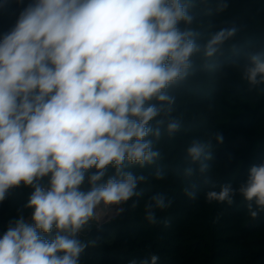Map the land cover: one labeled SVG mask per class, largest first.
Wrapping results in <instances>:
<instances>
[{"label": "clouds", "instance_id": "obj_1", "mask_svg": "<svg viewBox=\"0 0 264 264\" xmlns=\"http://www.w3.org/2000/svg\"><path fill=\"white\" fill-rule=\"evenodd\" d=\"M192 20L181 0H34L0 37V203L9 189H32L23 205L30 218L21 209L0 235V264H79L88 244L78 234L101 202L122 205L141 195L137 186L146 178L126 171L125 162L144 167L159 157L147 138L160 137L149 122L162 105L149 102L171 103L164 90L188 74L200 46L178 25ZM236 31L215 33L205 56ZM250 61L249 84H264V59L252 54ZM179 129L175 120L167 125L169 135ZM223 139L218 131L217 143ZM208 147L194 139L186 150L201 173L212 158ZM193 189H184L190 198ZM237 194L251 217L264 211V163L251 165L238 187L222 185L206 200L231 205ZM150 200L145 218L156 223L153 206L171 202L163 194ZM158 260L151 255L141 264Z\"/></svg>", "mask_w": 264, "mask_h": 264}, {"label": "trees", "instance_id": "obj_2", "mask_svg": "<svg viewBox=\"0 0 264 264\" xmlns=\"http://www.w3.org/2000/svg\"><path fill=\"white\" fill-rule=\"evenodd\" d=\"M34 0H0V37L15 24L19 13ZM193 17L191 24L181 21V30L190 29L200 46L191 56L188 74L164 91L172 102L153 98L149 103L161 107L149 122L160 129L153 140L159 157L144 167L128 165L125 170L146 179L138 183L141 193L121 205L124 209L108 222L86 226L78 238L88 244L79 264H129L157 255V264H264V211L250 216L247 202L237 194L234 202L209 203L206 193L221 186L238 187L253 164L264 163V84L253 86L245 77L251 67L250 56L264 59V0H181ZM227 4L220 11L219 7ZM236 28L213 57H206L204 46L221 29ZM177 121L180 129L173 135L167 125ZM221 132L223 143H217ZM194 139L209 145L212 158L206 172L187 155ZM193 168V175L186 169ZM163 179L156 178V172ZM112 174L109 166V175ZM107 179V177H105ZM196 193L190 198L185 188ZM21 184L9 189L0 203V235L8 222L32 209L23 208L31 193ZM163 194L170 201L164 209L155 208L156 223L145 218L150 197ZM135 203V207L132 205ZM255 207V205H254ZM111 232L112 238L103 235ZM106 233V234H105ZM94 242V243H93Z\"/></svg>", "mask_w": 264, "mask_h": 264}, {"label": "rangeland", "instance_id": "obj_3", "mask_svg": "<svg viewBox=\"0 0 264 264\" xmlns=\"http://www.w3.org/2000/svg\"><path fill=\"white\" fill-rule=\"evenodd\" d=\"M108 208H109L108 206H105V205L103 204V202H101V205H99L95 210H100V209L102 210V209H103V211L107 213V212H108ZM112 208H113V206H112ZM118 208H121V205H120ZM118 208H116V209L114 210V212L111 214L112 217H114V216H116V215L118 214V211H117ZM101 210H100V211H101ZM100 211H98V213H99ZM101 219H102L101 217H100V218L97 217V219H94V220L92 219V220H90L89 223H88L87 225L84 226V228H85L86 226H88V225H89V226H96V227L99 228V227H101V225H103V224H105L106 222H108L111 218L102 221L101 224H100V220H101ZM105 234H106V233H105ZM103 237H104L105 240H109V239H111V238H112L111 232H108V235H103Z\"/></svg>", "mask_w": 264, "mask_h": 264}, {"label": "bare ground", "instance_id": "obj_4", "mask_svg": "<svg viewBox=\"0 0 264 264\" xmlns=\"http://www.w3.org/2000/svg\"><path fill=\"white\" fill-rule=\"evenodd\" d=\"M112 206H113V208H112ZM120 205H108V212L106 213V212H104L103 211V209L100 211V210H98V211H100L98 214H99V217H101V218H107V217H109L113 212H114V210L116 209V208H118Z\"/></svg>", "mask_w": 264, "mask_h": 264}, {"label": "built area", "instance_id": "obj_5", "mask_svg": "<svg viewBox=\"0 0 264 264\" xmlns=\"http://www.w3.org/2000/svg\"><path fill=\"white\" fill-rule=\"evenodd\" d=\"M95 211V217H94V219H97V217H99V214H98V210H94ZM31 216V215H30ZM30 216L28 217V218H30ZM100 218V217H99ZM110 218H112V216L110 215L109 217H107V218H102L101 220H100V224H101V222L102 221H104V220H107V219H110ZM93 219V220H94ZM81 233V232H80ZM80 233L78 234V235H80Z\"/></svg>", "mask_w": 264, "mask_h": 264}]
</instances>
